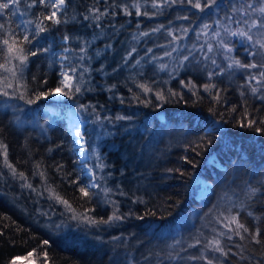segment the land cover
Returning <instances> with one entry per match:
<instances>
[{
  "label": "trees",
  "instance_id": "16d2710c",
  "mask_svg": "<svg viewBox=\"0 0 264 264\" xmlns=\"http://www.w3.org/2000/svg\"><path fill=\"white\" fill-rule=\"evenodd\" d=\"M52 2L20 0L0 13V37L13 33L27 51L38 53L21 70L20 61L0 51V93H9L0 94V143L26 177L14 176L0 153V264L19 258L40 264H207L190 259L202 255L213 264H264V243L249 233L244 240L219 237L227 229L217 220L238 214L264 240V132L255 130L264 128L262 69L232 64L264 63V50L221 26L247 31L244 20L264 21L254 11L264 0H200L201 8L187 0H66L58 24L44 19L55 10ZM154 2L163 6L153 8ZM41 21L47 31L36 34ZM259 31L264 29L249 33L253 41ZM25 34L30 43L23 42ZM64 40L71 47L68 64L62 61ZM69 67L76 72L72 89H62L69 92L65 111L53 109L52 96L37 100L59 86ZM252 75L257 78L249 83ZM67 107L86 122L88 149L97 127L106 131L98 142L104 165L96 170L99 187H88V196L79 191L90 178L74 147ZM251 120L256 123L250 128ZM198 178L211 184L208 195L197 196ZM114 212L123 219L99 225L81 219L109 220ZM214 236L231 249L228 256L206 247Z\"/></svg>",
  "mask_w": 264,
  "mask_h": 264
},
{
  "label": "snow or ice",
  "instance_id": "6c2138e0",
  "mask_svg": "<svg viewBox=\"0 0 264 264\" xmlns=\"http://www.w3.org/2000/svg\"><path fill=\"white\" fill-rule=\"evenodd\" d=\"M20 2V0H7V2H0V13H2L4 10H9L11 11L12 7L15 5H18ZM39 2L41 4L46 3V0H39ZM172 3H175L176 0H171ZM181 2H183V0H181ZM187 2L189 4H192L193 7L195 8H201V2L200 0H195V3H193V0H187ZM35 3V0H34ZM213 3H215V0H213ZM66 4V0H53L51 7L53 9H55L54 11H52L49 15H47L46 17H44V19L46 20H50V21H54L55 23H60L61 21L57 18V11L62 9V7ZM162 4H158V3H153L152 7L156 8V7H162ZM133 7H135L137 9V15H140V5L139 4H134ZM247 8H251L252 5L249 4L246 6ZM98 11V10H97ZM255 12L260 13V15L262 17H264V6H261L257 9H254ZM129 15H131V13H128ZM144 15H147V13H143ZM247 14V13H246ZM99 17H97L98 19ZM186 18V17H185ZM237 24L240 23V21H235ZM247 26H248V30L245 31L244 29H238L236 31H231L227 26L221 25L224 28V31L230 35V36H240L241 38H246L247 41L252 42L251 47L252 48H256L257 46L259 47V49L264 50V31H261L259 33H257V35L260 37L259 39H256L253 41V35L249 34L251 32V30L253 28H259V29H264V21H260V20H251V22L249 23L248 20H244L243 21ZM0 28H3V25H0ZM204 28L207 29L209 28V26L206 24L204 25ZM36 30L37 33L39 34V32H43V31H47V29L43 26L42 21L36 23ZM154 31H158V29H155ZM206 34V33H205ZM145 35H147V33H145ZM215 36L219 37L220 36V32L216 31L214 33ZM65 39H67V37H65ZM23 42L25 43H30L29 41V37L27 34L23 35L22 37ZM221 45L226 47V45L223 44V40L220 41ZM0 44L3 45V48L0 49V51H4L5 55L7 57V59L9 61L11 60H18L20 61L21 64V70H23V66L26 64L29 55L31 56H35L38 53L36 51H27L22 44L20 43V41L17 40L16 35L13 33H9L7 38H2L0 37ZM209 51L212 50L211 46H209ZM44 51H47V49H44ZM228 51L231 52L232 49L228 48ZM251 55L255 56L258 55V53L256 52H252L250 53ZM260 55L264 56V51H262L261 53H259ZM166 55H170V53H166ZM184 59H187V57H184ZM137 64H139V61L136 62ZM213 63H215V61H213ZM232 64H234L237 68H242V69H253V68H259L262 69L261 71H259V78L261 81H264V63H248V64H244L241 63L240 60H233ZM232 64L229 65V67L232 66ZM164 67H166L165 65H161V68L163 69ZM73 76L75 75L76 69L75 68H70L69 69ZM13 75H15V73H13ZM61 76L63 77V79H61L60 84L58 87L51 89L48 92H40L37 96L36 99L39 100L41 97L47 98L48 96H52L54 98H59V97H67L69 96V92L68 91H63L62 89L64 88H68V89H72L73 85L71 83L72 80V76H69V72L65 71L61 73ZM257 77L255 75H252L249 77V83H251V80L256 79ZM12 85L9 83L7 85V87H11ZM186 87H188V85H185ZM139 87L141 89H143V91L145 92H150L151 89L144 84L139 85ZM212 87H215V85H212ZM204 89L205 91L209 90V85H204ZM252 93L255 94L258 89L253 87L251 89ZM75 92H80V87L77 85L75 86ZM4 96H8L9 93L7 91H3L2 93H0ZM173 95H175V93H173ZM158 98L163 99V96L160 95L159 93H157ZM23 95L20 96V99H23ZM219 97H217L218 99ZM261 99H264V97H261ZM26 103L28 104H32L34 103V101L32 99H28L26 101ZM83 107V106H82ZM233 111H235V109H233ZM116 119L120 120V119H125V117H116ZM256 121L255 120H251L248 122V127H253V125H255ZM262 123H264V121H262ZM80 125L77 124L76 128H78ZM243 126V125H241ZM255 130L257 132H264V128H260L257 127L255 128ZM74 135L75 136H79L80 140H74V144H79L82 142L83 140V135L80 132L75 131V129H73ZM0 153H2L3 157H4V165L10 169L11 173L14 176H18L21 179H26V177L24 176V174L22 172H17L15 167L8 162L7 159V145H4L2 143H0ZM37 167H39V165H37ZM98 167H100L101 169L104 167V165L100 164L98 165ZM41 176H43V173H40ZM78 183V182H77ZM27 187L31 188L32 186L29 184L27 185ZM88 187H92V188H96L98 187L97 184L93 183L91 185L88 186H82L79 188V191L84 195V196H88ZM49 191L53 194V198H55L57 201H59L60 203L64 204L69 210H71V205L68 203L67 200H64L59 194L55 193L54 189H49ZM107 191H111L110 189H106ZM253 192H255V189L252 190ZM248 215H252L251 212L248 213ZM76 218V217H74ZM82 220H86L87 223L92 224V225H99V224H109L112 222V220H120L123 219V217L116 215L115 212L113 214V216L109 219V220H95L93 218H88V217H83L81 216ZM218 222L223 223V227L225 229H227V232L225 231H220L218 233L219 237H227L228 240H231L233 238V235L235 236H239L241 240L246 239L244 233H249L251 240L254 241L257 244H261L264 243V240L260 239L261 237V232L259 229H257L254 233L250 232L249 228H247L243 223L240 222L239 220V215H229V216H223L222 219L221 217H217ZM213 231H216L215 229H213ZM48 241H44V244H48ZM197 244L200 243L199 240H197L196 242ZM190 246H195V245H190ZM208 249H210L213 252H217L219 253L221 256H228L229 252L231 251V249H229L228 251H225V248L222 246V241L221 239L217 238L216 236H214L211 241L207 244L206 246ZM239 247V246H238ZM243 250V249H241ZM31 255V253L29 254ZM44 258H47V252L43 253ZM242 259L244 257H241ZM190 259H207V264H213V261L211 259H208L206 256H200V257H191ZM11 264H16V261L13 260L11 262Z\"/></svg>",
  "mask_w": 264,
  "mask_h": 264
},
{
  "label": "rangeland",
  "instance_id": "374dc122",
  "mask_svg": "<svg viewBox=\"0 0 264 264\" xmlns=\"http://www.w3.org/2000/svg\"><path fill=\"white\" fill-rule=\"evenodd\" d=\"M65 7V5L62 7V9ZM62 9L58 10L57 13H59ZM260 32V31H259ZM258 32V33H259ZM257 38L259 39L260 37L257 35ZM65 43H67V47H65L64 52H66V55L68 53H71V47L68 45L69 41L68 40H64ZM66 61V64L70 63L69 59H68V55L65 58H62V61ZM69 68H66L65 70L63 69L62 72L68 71L69 72V76H72V80L71 83L73 84L75 81V76H73L72 72L69 70ZM54 101L57 102V104L53 105V109L58 110V111H65V107L62 104L63 102V97H59V98H54ZM61 102V104H60ZM67 114V119L69 121V128L71 131V134L73 136V142L74 140H79L77 136L74 135L73 129H75V119H74V115L78 114L79 118L81 119V121L84 123V128L86 125V122L81 118L80 114L74 110L72 107L68 108L65 112ZM104 127H97V129L94 131V133L91 135V148L88 149L87 144H86V140H85V135H84V131H83V140L81 143H83L84 148H85V153L83 154V157L79 155V151H80V147L77 144H74V147L76 149L77 155H78V159L79 162L81 164V167L83 168L85 174L90 178V185L95 183L98 185L99 187V182H98V177L96 174V170L98 165H100V160H101V155L99 152V148H98V142L101 140L102 135L105 134L106 131H103ZM96 187V188H98ZM197 196L198 197H203L206 196L210 193L211 191V184L201 178L197 179ZM16 264H40L36 259L34 258H19L16 259Z\"/></svg>",
  "mask_w": 264,
  "mask_h": 264
},
{
  "label": "bare ground",
  "instance_id": "6f19581e",
  "mask_svg": "<svg viewBox=\"0 0 264 264\" xmlns=\"http://www.w3.org/2000/svg\"><path fill=\"white\" fill-rule=\"evenodd\" d=\"M74 119H75V131L80 132L83 135V131H84V123L81 121V119L79 118V115L76 114L74 115ZM79 124L80 126L78 128H76V125ZM78 139L80 140V137L77 136ZM80 147V151H79V155L80 157H83V154L85 153V148L83 143H79L78 145Z\"/></svg>",
  "mask_w": 264,
  "mask_h": 264
},
{
  "label": "built area",
  "instance_id": "2783aa9c",
  "mask_svg": "<svg viewBox=\"0 0 264 264\" xmlns=\"http://www.w3.org/2000/svg\"><path fill=\"white\" fill-rule=\"evenodd\" d=\"M66 59V57H64Z\"/></svg>",
  "mask_w": 264,
  "mask_h": 264
}]
</instances>
